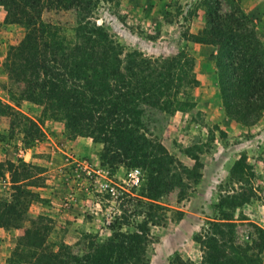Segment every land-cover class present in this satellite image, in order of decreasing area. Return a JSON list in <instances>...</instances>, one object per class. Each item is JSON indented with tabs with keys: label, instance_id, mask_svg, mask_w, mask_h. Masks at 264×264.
Instances as JSON below:
<instances>
[{
	"label": "rangeland",
	"instance_id": "1",
	"mask_svg": "<svg viewBox=\"0 0 264 264\" xmlns=\"http://www.w3.org/2000/svg\"><path fill=\"white\" fill-rule=\"evenodd\" d=\"M211 1L99 0L94 11L95 23L126 52L137 51L154 59L184 53L193 59L196 84L179 95L188 105L161 118L146 136L148 151L168 157L169 171L163 181L167 189L152 199L141 197L149 168L142 164H104L100 159L103 144L89 137L69 138L65 122L55 118L44 101L27 93L29 83L8 76L5 65L9 48L23 40L25 29L6 24V13L0 6V101L10 108L0 107V164L13 161L29 166L31 178L23 187L28 193L21 197L25 199L23 216L49 219L46 243L51 251L83 253L91 239L108 238L115 219L124 216L123 231H136L139 223L147 222L149 264H169L175 256L189 264H201L200 243L209 223L218 216L214 205L246 188L250 202L235 211L234 241L244 264H264V110L252 126L235 122L224 111L216 43L190 40L206 27ZM217 1L221 16L239 8L237 25L242 27L247 22L246 27L254 31L264 50V0ZM41 18L59 27L60 36L69 39L74 35L73 10L45 7ZM234 33L237 37L244 34L242 29ZM24 116L38 126L40 137L30 136L34 129L23 121ZM18 153H27L25 161ZM50 153H58L56 163ZM240 159L241 170L233 171ZM133 167L144 175L135 189L124 183ZM3 169L0 200L11 201L13 170ZM106 183L114 188V194L104 189ZM239 213L245 219L241 220ZM29 228L28 221L16 229L0 228V264H31L14 254L18 238Z\"/></svg>",
	"mask_w": 264,
	"mask_h": 264
},
{
	"label": "trees",
	"instance_id": "2",
	"mask_svg": "<svg viewBox=\"0 0 264 264\" xmlns=\"http://www.w3.org/2000/svg\"><path fill=\"white\" fill-rule=\"evenodd\" d=\"M98 1L0 0L6 13L4 22L22 25L25 29L23 40L9 48L5 70L9 77L29 83L27 93L44 101L50 113L65 122L69 138L89 137L103 144L100 159L104 164L109 167L142 164L149 168L141 197L152 199L167 189L163 181L169 171L165 162L168 157L148 151L146 136L161 118L188 105V100L179 95H185L183 90H190L196 84L193 59L184 53L154 59L137 51L126 52L93 20ZM45 7L74 11L76 26L71 38L60 36L59 27L42 21ZM219 10L217 0L208 4L206 27L190 40L216 43L224 111L235 122L252 126L264 110V50L254 31L246 27L247 22L242 27L237 25L239 8H233L224 17ZM238 29H242V36L234 33ZM0 107L9 108L1 101ZM22 118L34 129L30 136L40 137L38 126L29 117ZM21 164L13 161L0 164L2 180L3 168H8L10 173L13 170L10 183L14 186L11 201L0 200V228L16 229L26 221L30 223L27 234L18 238L14 249L17 257L31 264H149L151 237L147 222L139 223L136 231H123L124 216L115 219L108 238L98 240L92 236L95 239L90 240L83 253L70 249L51 251L46 243L49 219L23 216L25 199L21 197L28 193L23 187L31 175L29 166ZM241 164V159L236 161L233 171L241 170ZM249 197V190L245 188L214 205L218 216L209 223L207 235L200 243L201 264L245 263L234 241V227L235 211L249 203ZM240 216L241 220L245 219L242 213ZM169 264L189 263L175 256Z\"/></svg>",
	"mask_w": 264,
	"mask_h": 264
},
{
	"label": "built area",
	"instance_id": "3",
	"mask_svg": "<svg viewBox=\"0 0 264 264\" xmlns=\"http://www.w3.org/2000/svg\"><path fill=\"white\" fill-rule=\"evenodd\" d=\"M18 156L23 161H25V157L27 156V153H18ZM143 177L144 175L139 168H131L126 173V178L124 180V183L126 184V186L130 187L131 189H135L142 184ZM104 189L114 194L113 192L114 188L111 187L110 184L106 183ZM108 224H110V222H108Z\"/></svg>",
	"mask_w": 264,
	"mask_h": 264
},
{
	"label": "crops",
	"instance_id": "4",
	"mask_svg": "<svg viewBox=\"0 0 264 264\" xmlns=\"http://www.w3.org/2000/svg\"><path fill=\"white\" fill-rule=\"evenodd\" d=\"M50 154L53 155V156L51 157L52 162L55 161V163H56V161H57V159H58V157H57L58 153H50Z\"/></svg>",
	"mask_w": 264,
	"mask_h": 264
}]
</instances>
